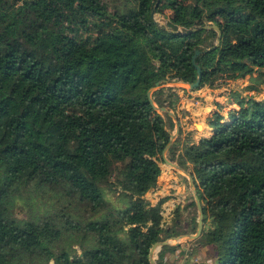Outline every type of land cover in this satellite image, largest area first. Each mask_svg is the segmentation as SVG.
I'll return each mask as SVG.
<instances>
[{
  "label": "trees",
  "instance_id": "trees-1",
  "mask_svg": "<svg viewBox=\"0 0 264 264\" xmlns=\"http://www.w3.org/2000/svg\"><path fill=\"white\" fill-rule=\"evenodd\" d=\"M50 2L0 0V264H150L155 242L193 233L197 220L177 232L178 217L162 222L169 196L155 204L145 197L175 126L147 91L162 80L194 82L196 51V89L264 70V0H160L172 11L166 24L151 17L155 0H126L114 12L102 0ZM214 25L221 39L207 50ZM167 91L151 96L173 110ZM238 105L226 116L214 111L210 135L178 154L175 141L168 155L190 165L209 224L196 242L216 246L214 264H264V100ZM116 164L124 207L102 218L82 221L63 209L62 224L7 215L13 191L27 184H65L99 210L108 204L101 182ZM65 232L93 247L83 257L55 251ZM174 249L163 245L155 264H167Z\"/></svg>",
  "mask_w": 264,
  "mask_h": 264
},
{
  "label": "rangeland",
  "instance_id": "rangeland-1",
  "mask_svg": "<svg viewBox=\"0 0 264 264\" xmlns=\"http://www.w3.org/2000/svg\"><path fill=\"white\" fill-rule=\"evenodd\" d=\"M10 2L21 3L22 0H9ZM106 4L108 10L114 12L118 6L126 0H102ZM50 0H45V5L49 6ZM172 14L170 9H166L163 6V2H159L154 9L153 17L156 22L159 24H166L168 18ZM172 87L171 91L165 92L163 99H166L165 103H173L174 109L171 110L169 107L165 108L171 111L174 116H171L174 121V129L171 133H175L176 129L178 131L175 133L174 142L177 143L176 154L182 151L183 145L188 142V140H195L197 135H209L210 131L204 129L200 131L197 129V124L207 125V119L212 115L214 111H220L224 116L227 115L230 109H239L238 103L240 101H248L250 99H255L258 101L264 100V70L261 68H253V72L246 75H242L235 80H228L224 78H219L215 80L213 86H203L200 89H190L185 85L178 84L176 82L163 83L160 87ZM206 92V93H203ZM209 93L213 96L211 104H207L206 96ZM171 94V95H170ZM223 96L219 99L217 97ZM214 98H217L215 100ZM207 100H210L207 99ZM218 109V110H216ZM198 131L197 133H194ZM194 131V132H193ZM173 142V143H174ZM163 156L166 159L170 160L177 166L171 165L164 161ZM161 155L159 166L162 171L160 177L163 178L165 174H168L170 181L169 184L175 185V187H166L168 192L162 191V184H158L155 187L150 188L145 197L153 204L156 203L163 194L169 193V199L164 205H169L174 202L172 205L170 213H162V222L167 225H171L172 217H178L177 220V232H186L187 229L193 228L191 224L189 226L188 220L185 221L182 216L183 212L187 211L186 217H198V211L196 208V203L194 206L190 205L192 201L195 202L194 194L192 187L190 186V181L188 177L190 165L187 168H182L176 160L169 159L168 151ZM121 164H116L107 178L101 182V187L104 191L105 198L108 200V204L96 211H92L90 206L78 199L65 184H47L43 187L35 184L19 185L13 191V199L10 204L7 206V215L10 216L11 220L17 219H29L33 216H49L53 218L57 224H62L64 216H60L61 209L64 210L65 214H72L77 219L85 221L89 219H99L104 217L107 213L111 212L114 209L124 207V199L120 192L116 182L121 178L120 174ZM166 181H163L164 183ZM181 187L184 191L181 192L185 194L186 200L184 207L181 206V203L172 201V199L177 200V194H174L177 187ZM166 192V193H165ZM188 198V199H187ZM154 203V204H155ZM189 208V209H188ZM7 209V208H6ZM178 210V211H177ZM189 215V216H188ZM178 221H181L180 223ZM196 226L194 227V232L196 231ZM209 227L208 222L203 224V231H206ZM202 231V232H203ZM184 234V233H183ZM82 233L71 234L65 232L63 236L58 240L55 245V251L65 248L72 253V255L77 257H83L86 250H90L93 245L92 239L85 240ZM201 236V235H200ZM200 236L197 238L199 239ZM168 238L166 240H170ZM160 250V249H159ZM157 250L154 252V260L157 258ZM195 253H203L201 256H197L198 262L202 264L203 261H213L215 263L217 259V248L213 244L204 245L203 251L197 249ZM156 255V256H155ZM192 261L193 264L198 263ZM200 263V264H201ZM13 264H22L13 263Z\"/></svg>",
  "mask_w": 264,
  "mask_h": 264
},
{
  "label": "crops",
  "instance_id": "crops-1",
  "mask_svg": "<svg viewBox=\"0 0 264 264\" xmlns=\"http://www.w3.org/2000/svg\"><path fill=\"white\" fill-rule=\"evenodd\" d=\"M203 93H206V92H203ZM209 98H210V100H207ZM217 98L221 99V98H223V96H220V97H217ZM217 98H214V99L217 100ZM212 99H213V96L209 93V95L206 96V99L205 100H206L207 104H211ZM216 110H218V109H216ZM205 128L210 131V134L212 133V129L210 127H208L206 124H205V127H204L203 124H199L198 129H200V131H203V129H205ZM197 132L198 131L195 130L194 133H197ZM204 136H208V135H204ZM200 137H201L200 134L197 135L195 137V140L197 141ZM161 173H162V171H161ZM161 173H160V175H161ZM160 175L158 177V180H157V184L156 185L162 184V187H161L162 191L168 192V190H167L166 187H175V185L169 184L170 178H169L168 174H165L164 176H162L163 177L162 179H161ZM163 181H166V182L162 183ZM176 187H177V189L174 192V194H177L179 196H177V200L176 199H172V201H175L177 203H181V206L184 207L185 203L187 201H189V200H186V197L187 196L185 194L181 193L184 190L181 187H178V186H176ZM169 195H170L169 193H166V194H163V196L160 197V198H163V197H166V196H169ZM168 201L171 202V198L168 199L167 201H165L163 203L162 208H161V211H164V212H162V213H170L171 208H172V205L174 204V202L170 203V206L169 205H167V206L164 205ZM183 213H184V216H182V218H184L185 221L188 220V222H189L191 219H190V217L189 218L186 217L187 211L186 212H183ZM178 222L180 223L181 221H178ZM186 234H192V233H189V232L184 233V234L181 233V234H179L177 236H174V237H179L181 235H186ZM196 240L197 239H194V240H186V238H178V239H175V240L174 239L168 240L169 241V244L168 245L169 246H174L175 249L174 250H168V251L165 252V254H164V262H166L167 264H193L192 263V259L194 257L201 256L203 254V253H201V255H200V253H195V250L199 249V250L203 251V248H204V246L200 245V243L199 242H196ZM200 263H198V264H200ZM203 263H206V264H214L213 261H208V260L203 261ZM195 264H197V263H195Z\"/></svg>",
  "mask_w": 264,
  "mask_h": 264
},
{
  "label": "water",
  "instance_id": "water-1",
  "mask_svg": "<svg viewBox=\"0 0 264 264\" xmlns=\"http://www.w3.org/2000/svg\"><path fill=\"white\" fill-rule=\"evenodd\" d=\"M160 0H155V3H154V8L152 9L151 11V17L154 19L153 17V13H154V9L155 7L157 6V4L159 3ZM155 20V19H154ZM205 27H208V26H205ZM213 28L216 30L217 32V39H216V43L214 46L208 48L207 50H213L215 49V47L219 44V41L221 39V35H222V32L221 30L218 28V26L214 25ZM195 29H193L194 31ZM198 54V51L195 52L193 58H192V64L195 66L196 70H197V78L194 82H190V83H185V82H182V81H178L176 83L178 84H181V85H185L187 86L188 88L190 89H196L201 81V68L195 64V61H194V58L195 56ZM163 83H165L164 80L162 81H158L156 83V85L152 88H150L148 91H147V96H148V100L150 102V104L152 105V107L158 111V112H167L170 116H174V114L167 110L165 107H158L153 99H152V92L159 88L160 85H162ZM178 131V129H176V132ZM175 132V133H176ZM175 133H171L170 135V139H169V142L167 143V145L165 146L164 150L162 151V156L164 155V153L166 151H168V149L170 148V146L173 144L174 142V138H175ZM163 159L165 162L171 164V165H174V166H177V164H174L173 162H171L170 160L166 159L165 156H163ZM188 177H189V181H190V186L192 187V190H193V194H194V199H195V203H196V208H197V211H198V217H197V227H196V231L195 233H192V234H186V235H181L179 237H172L171 239H178V238H186V240H194V239H197L201 234H202V231H203V219H204V212H203V208H202V202L201 200L199 199L198 197V194H197V190H196V187L194 185V180L192 178V175L190 173H188ZM166 244H169V241L168 240H163V241H158V242H155L152 247L150 248L149 250V261H150V264H155V260H154V252H156L157 250H159L163 245H166Z\"/></svg>",
  "mask_w": 264,
  "mask_h": 264
},
{
  "label": "built area",
  "instance_id": "built-area-1",
  "mask_svg": "<svg viewBox=\"0 0 264 264\" xmlns=\"http://www.w3.org/2000/svg\"><path fill=\"white\" fill-rule=\"evenodd\" d=\"M192 261H194V262H198L197 257H194V258L192 259ZM198 263H200V261H199ZM198 263H197V264H198Z\"/></svg>",
  "mask_w": 264,
  "mask_h": 264
},
{
  "label": "bare ground",
  "instance_id": "bare-ground-1",
  "mask_svg": "<svg viewBox=\"0 0 264 264\" xmlns=\"http://www.w3.org/2000/svg\"><path fill=\"white\" fill-rule=\"evenodd\" d=\"M198 127H199V124H197V129H198ZM198 130H200V129H198ZM204 130V129H203Z\"/></svg>",
  "mask_w": 264,
  "mask_h": 264
}]
</instances>
